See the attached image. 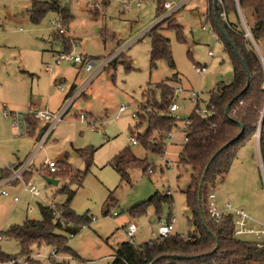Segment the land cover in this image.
Returning <instances> with one entry per match:
<instances>
[{
	"label": "rangeland",
	"instance_id": "rangeland-1",
	"mask_svg": "<svg viewBox=\"0 0 264 264\" xmlns=\"http://www.w3.org/2000/svg\"><path fill=\"white\" fill-rule=\"evenodd\" d=\"M58 1L71 9V18L65 25L68 33L64 36L58 34L56 11H48L35 23L29 15L35 0H0V177L3 168L12 162L26 161L36 148V140L30 132L15 135L5 111L53 110L63 99L61 82L65 90L72 82H76L78 88L86 85L65 119L54 126L42 149L32 159L34 176L29 180L41 191V196H32L21 181L0 185V250L9 255L20 254L19 242L5 232L26 219H41L40 204H46L45 198L62 203L67 200L69 190L75 191L72 209L78 215L88 214L92 221L76 235H68V245L77 256L60 252L66 257L63 259L66 264H112L115 249L128 240L123 225L131 220L139 224L136 245L156 239L159 225L167 223L170 215L175 218L173 234H192L195 227L185 194L191 183L192 169L180 161L185 123L197 104L201 109L206 107L210 92L219 82L229 83L234 79L225 45L212 28L213 1L189 0L171 15L170 19L183 27L184 39L178 38L175 28H167L168 21L159 27L170 40L174 69L164 59L151 66L153 33L148 31L158 22L159 3L166 0H144L140 8L133 6L128 10L117 0H102L105 14L92 12L94 9H89L85 0ZM241 14L243 16L242 11ZM229 20L239 22L235 12L229 13ZM67 36L78 42L70 49L73 54L95 60L92 72L71 61L55 64L51 71H46V65L53 62L55 55L67 52L64 38ZM260 43L257 44L259 50L254 48L264 54V39ZM107 59L110 60L108 65L87 82ZM201 65L206 66V71H197ZM162 83L186 91L178 95L173 92L167 98L165 113L171 114L172 102L178 104L177 111L172 112L178 117V126L169 133L164 154H158L140 140L133 144L131 139L146 131L148 122L143 120L151 111L148 102L150 97L160 100ZM193 91L199 92L198 101L191 95ZM122 106L126 108L121 111ZM82 114L86 119H81ZM151 140L157 142L158 138ZM83 148L94 150L89 167L76 151ZM128 149L137 158L147 159L152 172L133 168L129 170L130 182L123 181L111 161ZM64 155L66 164H58L59 170L53 174L61 180L56 189L45 180L42 169L51 160L60 162ZM65 168L69 173L57 174ZM86 168L78 183V170L83 173ZM242 174H245V182ZM219 187L216 193L230 190L234 206L264 219V149L259 152L252 141L240 148L228 177ZM3 190L7 194H3ZM168 190L173 194L172 204L163 202L157 210L155 203L149 202L144 214L131 216L129 209L133 206L156 194H166ZM109 203L110 210L116 211L117 216L104 214ZM240 239L251 240L252 236ZM53 248L57 247L43 244L34 247L33 253L48 256ZM40 260L47 264V258Z\"/></svg>",
	"mask_w": 264,
	"mask_h": 264
},
{
	"label": "trees",
	"instance_id": "trees-1",
	"mask_svg": "<svg viewBox=\"0 0 264 264\" xmlns=\"http://www.w3.org/2000/svg\"><path fill=\"white\" fill-rule=\"evenodd\" d=\"M163 4L159 3L157 7L156 16L158 18L165 11ZM238 4L251 35L259 46L264 39V0H238ZM218 7L216 14L212 4L210 20L214 31L225 45V51L233 66L234 79L229 83L219 82L210 92V99L206 105L209 114L204 115L198 112L199 105L197 104L187 119L189 124L185 131V142L180 153V161L181 164L189 165L192 169L191 183L185 194L187 206L191 211V223L195 230L189 234L191 239L172 233L167 237L156 238L152 243L145 242L136 245L129 240L123 241L114 251L112 264H150L162 255H167V257L160 258L154 264H264V239L261 240V246L257 240L240 239L242 236L235 235L236 226L232 214H224L221 219L214 220L209 213L208 196L216 190L217 185L230 171L239 149L258 133L261 149H264V65L250 39L245 36L236 0H223V4H218ZM223 9L226 10L228 19L229 13L235 12L239 22L234 23L230 20L229 24L225 22L221 16ZM48 11L60 13L65 25L71 18L70 7L62 6L58 0L50 2L35 0L29 15L31 20L37 23ZM92 12L99 14L98 9ZM171 17L157 22L148 31V33H153L151 66H156L158 61L164 59L169 62L171 68H175L170 40L159 31V27L168 21L167 28H175L178 38L184 39L183 27L177 24L176 20H171ZM58 34L64 36L59 31ZM64 38L66 51L69 52L73 46L72 40L69 36ZM249 78L250 85L246 89ZM160 89L162 91L160 100L155 98L152 100L150 97L148 102L151 111L149 115L144 116L143 120L148 122L147 129L143 134H137L136 139L137 142L140 140L149 150L164 154V145L168 135L178 123L172 114L165 113L167 98L173 94L175 88L168 83H162ZM38 123H40L39 120L32 119L31 131L38 127ZM242 125L244 126L242 135L220 151L211 162L205 175L201 200H199V185L206 166L220 148L241 133ZM151 138H158V141L153 142ZM157 145L159 146L156 147ZM78 153L85 158L87 167H89L94 150L87 151L83 148L79 149ZM58 164L65 165L66 162L62 160ZM111 165L126 182L131 180L130 169L142 168L144 172H148L150 168L147 159L137 158L129 149L116 155ZM87 170L88 168L83 173L78 170L76 177L78 183H81ZM65 172L69 173L68 168L61 169L57 174H65ZM63 191L67 192V188ZM74 195V190L67 192V200L59 206V216L46 204H40L41 219H26L21 224L10 226L5 234L19 242L20 254L9 255L0 250V260L29 257L33 254L34 247L39 248L43 244L56 246L59 252L75 254L68 245V235H76L84 225L91 222V217L88 214L78 215L72 209L71 202ZM172 201L171 194H156L148 201L133 206L129 211L132 217H136L146 212L145 205L149 202H154L158 210L163 202L172 204ZM171 219L170 215L167 222ZM63 220L66 223H63ZM215 236L219 239V248L216 252H212L216 246ZM28 264H42V261L30 259ZM54 264H66V262L64 260L55 261Z\"/></svg>",
	"mask_w": 264,
	"mask_h": 264
},
{
	"label": "built area",
	"instance_id": "built-area-1",
	"mask_svg": "<svg viewBox=\"0 0 264 264\" xmlns=\"http://www.w3.org/2000/svg\"><path fill=\"white\" fill-rule=\"evenodd\" d=\"M36 1H41V0H36ZM85 1L87 2V6L89 9H98L100 13L105 14L101 7L102 0H85ZM117 1L120 2L123 8L127 10L133 6H135L136 8H140L142 3L144 2V0H117ZM188 1L189 0H179L177 2L169 1V0L164 1L163 8L165 11L159 17L158 22L171 16L177 10H180L183 6H185V4ZM236 2H237V9L239 12L240 20H241L243 29L245 30V36L248 37L253 42L254 46H256L257 50H259L257 43L254 41L251 35V32L249 28L247 27L245 20L241 14L242 10L238 4V0H236ZM218 4H223V0H218ZM221 16L223 20L229 24V19H228L225 9H223ZM55 23L60 33L64 35L68 33L67 27L63 23V17L60 13H58V15L55 17ZM203 28H205V26H203ZM71 42L73 45L72 47H74L75 45L76 46L78 45V42L75 40H72ZM209 54L213 56L212 51H209ZM258 54L264 65V54H262L261 52H259ZM63 61H71L75 64L83 65V68L87 72H92L95 66V63H96L95 60L93 59H89L80 54L75 55L71 51H69V52H63L61 54L55 55V57L53 58V62L51 64L46 65V71H51L55 64H60ZM109 61L110 60L108 59L103 60L100 68L96 70L88 78L87 82L92 80L101 69H104V67L108 65ZM197 71L198 72L206 71V66L204 65L198 66ZM85 86L86 85L76 88L72 92V94L67 98V102L65 106H63L57 112H51L48 109H29L28 111H7V110L5 111V116L10 117L14 133L17 136H21L31 131L32 126H33L32 119H36V120H39L40 122H44V127H43L44 129L42 130V132L40 133L37 139V145H36V148L33 154L26 161H23V162L16 161V162H12L9 165L8 169L10 173L8 176V180L21 181L24 183L26 191L30 192L31 194L35 196L41 195V191L30 180L26 179V173L31 168L32 159L35 153L41 149L44 142L46 141L48 136L51 134L54 126L57 123L64 120V115L67 112L68 108L84 92ZM60 88L64 89V86L60 85ZM185 91L186 90L182 87H177L174 89V93L176 95L182 92H185ZM191 95L194 98H196V101L199 100V97H200L199 92L193 91L191 92ZM125 108H126L125 106H122L120 110L122 111ZM177 109H178V104L176 103V101L172 102V104L170 105V113L173 115L172 112L177 111ZM197 111L204 115L209 114V110L207 107H205L204 109H201L198 107ZM133 116H136V115L134 114ZM81 118L84 120L86 119V116L82 114ZM177 118L178 117H176V119ZM188 124H189V121L186 120V123H185L186 128ZM132 143L133 144L137 143V139L133 138ZM164 161H167V160L165 159ZM46 167H48L50 169V172L52 173H55L59 170L58 163L54 160H51L48 163H46ZM151 172H152V169H148V173H151ZM5 192L6 191H3V193ZM208 198H209V205H208L209 213L212 219L219 220L224 216V214H232L234 218L235 226H236L235 235L242 236V237L253 236L254 240H257L259 242V246H261V240L264 239V223L258 222L256 219L250 216L244 209L234 206L231 202H226L223 207H220L218 203V199H217V193L215 192V190L209 194ZM15 199L18 200V197H16ZM45 203L47 206H49L54 211V213H56L58 216L60 215V210L56 203L49 201V200H45ZM109 215L116 216L118 215V213L116 211H113L109 213ZM174 222H175V218H172L170 222L162 223L161 225H159L158 233H157L158 237L156 238H159V237L163 238V237H167L171 235L174 230ZM256 222L259 224V227L257 228L254 226V223ZM63 223H66L65 220H63ZM83 227H85V225ZM138 230H139V224L134 220L131 221L128 224L127 230H126L127 239L135 243V238H136ZM153 236L155 237V233H153ZM184 237H186L187 239H191L190 235H186ZM1 239H2V235L0 234V240ZM152 241L153 239H151L149 243H152ZM42 257H45L48 259L47 264H54L55 261H61L63 259H66V257L57 250V248H53L48 254V256H44L40 252H37V253H33L29 257H14L10 260H0V264H28V261L30 259H41Z\"/></svg>",
	"mask_w": 264,
	"mask_h": 264
},
{
	"label": "crops",
	"instance_id": "crops-1",
	"mask_svg": "<svg viewBox=\"0 0 264 264\" xmlns=\"http://www.w3.org/2000/svg\"><path fill=\"white\" fill-rule=\"evenodd\" d=\"M157 13V12H156ZM157 23V22H156ZM152 27V26H151ZM78 65V64H77ZM80 66V65H79ZM81 66H83V65H81ZM55 81V80H54ZM57 81V80H56ZM56 81H55V83H56ZM61 81H59V82H57V83H60ZM63 83L64 82H61L60 83V85H63ZM64 86V85H63ZM76 88H78V84H76V82H72L70 85H69V87H68V89H62L63 90V99H62V101H61V103L59 104V106L56 108V109H53V110H51V109H48V110H50L51 112H57V111H59L63 106H65V104H66V102H67V98L72 94V92L76 89ZM89 98H92V95H89ZM74 103H72V105H73ZM72 105L68 108V110H67V112L65 113V115H64V119H65V117H66V114L68 113V111L71 109V107H72ZM134 115V114H133ZM135 117V116H134ZM82 119V118H81ZM58 124V123H57ZM56 124V125H57ZM178 126V125H177ZM44 127V122H40V125L35 129V130H33V131H31L30 132V134H32V136H33V138H34V140H36L35 141V143H36V145H37V139H38V137H39V135H40V131H41V129ZM185 128V131H186V127H184ZM50 136V135H49ZM49 136H48V138H49ZM133 138H136V137H133ZM132 138V139H133ZM132 139H131V142H132ZM253 142V144L257 147V150L260 152V150H261V146H260V137L258 136V134H256V136L252 139V140H250L249 142ZM248 142V143H249ZM45 143V142H44ZM44 145V144H43ZM43 147V146H42ZM42 147H41V149H42ZM79 149H76V151H78ZM182 151V150H181ZM34 152V151H33ZM33 152H31L30 154H33ZM181 153V152H180ZM62 156V155H61ZM65 156V155H64ZM64 156H63V158L61 159V161L62 160H65L66 159V156H65V158H64ZM58 163V162H57ZM260 165H262V163H260ZM32 166V165H31ZM149 169H152L151 167L149 168ZM42 171H43V173H44V178H45V180L49 183V184H52V183H50L49 181H48V178H54V179H58V184L57 185H55V184H52V185H54V186H56V189H57V186L60 184V179H59V177H57V176H55L54 177V175L52 174V172L50 173V169L48 168V167H46V166H44V169H42ZM230 172V171H229ZM229 172H228V174L225 176V178H224V180L222 181V182H220L218 185H217V187H218V189L220 188L219 187V185L220 184H222L225 180H226V178L228 177V175H229ZM9 173H10V171L7 169V167H5V168H3V170H2V176L0 177V185L1 186H3L4 184H6V183H13V184H18V181H16V180H8V176H9ZM29 174H28V177L26 178L27 180H29L30 178H32L34 175L32 174L33 173V171L31 170V168H30V170H29V172H28ZM32 174V176L30 177V175ZM242 177H243V179L245 178V174H242ZM246 181V178L244 179V182ZM216 187V188H217ZM217 190V189H216ZM4 191V190H3ZM3 191H2V193H3ZM30 193V192H29ZM166 193H168V194H172V192L170 191V190H168ZM3 194H7L6 192L5 193H3ZM31 194V193H30ZM32 196H35V195H33V194H31ZM173 195V194H172ZM41 196V195H40ZM40 196H36V197H40ZM16 197H14V199H15ZM231 198H232V196H231V192H230V190L229 189H224L223 191L222 190H218L217 191V199H218V203H219V205H220V207H223L224 206V204L226 203V202H233L232 200H231ZM46 200H49L48 198H45ZM15 201H17L16 199H15ZM50 201V200H49ZM53 202V201H52ZM55 203V202H54ZM64 202H62V203H56V204H59V205H62ZM110 204L111 203H109L108 204V206H107V209H105V211H104V214H108L109 215V213H111V212H113V211H111L110 210V208H109V206H110ZM234 205V204H233ZM242 209H244V208H242ZM246 211V210H245ZM247 212V211H246ZM250 216H252L254 219H256L258 222H260V223H264V219H262V218H260V217H258V216H254V215H252V214H250L249 212H247ZM117 216V215H116ZM91 221H92V218H91ZM132 221V220H131ZM131 221H129V222H127L125 225H123L124 226V230H125V235H126V230H127V226H128V224L131 222ZM254 226L257 228V227H259V224L256 222V223H254ZM127 237V236H126ZM151 240V239H150ZM150 240H148V241H145V242H149ZM251 240H254V238H253V236H252V239ZM145 242H141V243H139V244H142V243H145ZM75 256H77V254H75ZM74 256V257H75Z\"/></svg>",
	"mask_w": 264,
	"mask_h": 264
},
{
	"label": "water",
	"instance_id": "water-1",
	"mask_svg": "<svg viewBox=\"0 0 264 264\" xmlns=\"http://www.w3.org/2000/svg\"><path fill=\"white\" fill-rule=\"evenodd\" d=\"M213 5H214V10H215V13L217 14L218 13V0H213ZM250 85V78L248 79V82H247V85H246V89L249 87ZM262 121L260 122V125H261ZM244 132V126L242 125V131L241 133L234 139H232L231 141H229L228 143H226L222 148H220L211 158L210 162L208 163V165L206 166V169H205V172L202 176V179H201V182H200V185H199V191H198V196H199V200H201V196H202V188H203V185H204V180H205V175H206V172L211 164V162L215 159V157L220 153V151H222L224 148L228 147L231 143H233L236 139H238L242 133ZM259 136V135H258ZM48 181L52 184H55L57 185L58 184V179H54V178H48ZM216 238V246L215 248L212 250V252H216L219 248V239L217 236H215ZM164 257H167V255H162V256H159L157 258H155L150 264H154L156 261H158L160 258H164Z\"/></svg>",
	"mask_w": 264,
	"mask_h": 264
}]
</instances>
